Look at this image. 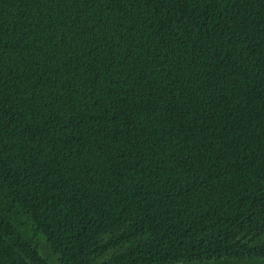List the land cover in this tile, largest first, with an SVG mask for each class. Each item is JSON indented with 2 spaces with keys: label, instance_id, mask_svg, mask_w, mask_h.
<instances>
[{
  "label": "trees",
  "instance_id": "1",
  "mask_svg": "<svg viewBox=\"0 0 264 264\" xmlns=\"http://www.w3.org/2000/svg\"><path fill=\"white\" fill-rule=\"evenodd\" d=\"M0 264H264V0H0Z\"/></svg>",
  "mask_w": 264,
  "mask_h": 264
}]
</instances>
